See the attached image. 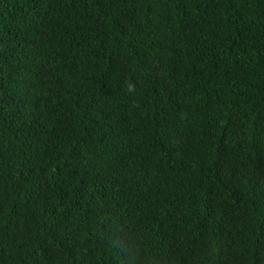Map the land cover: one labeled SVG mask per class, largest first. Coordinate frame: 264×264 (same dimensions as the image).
<instances>
[{"label": "trees", "instance_id": "1", "mask_svg": "<svg viewBox=\"0 0 264 264\" xmlns=\"http://www.w3.org/2000/svg\"><path fill=\"white\" fill-rule=\"evenodd\" d=\"M116 223L264 264V0H0V264H128Z\"/></svg>", "mask_w": 264, "mask_h": 264}, {"label": "clouds", "instance_id": "2", "mask_svg": "<svg viewBox=\"0 0 264 264\" xmlns=\"http://www.w3.org/2000/svg\"><path fill=\"white\" fill-rule=\"evenodd\" d=\"M115 231L117 235L111 242V247L119 249L121 247L120 236H126L128 242L127 256L128 264H137L142 261V264H158L155 257L150 253V245L145 243L144 239L137 232H129L123 224L116 223Z\"/></svg>", "mask_w": 264, "mask_h": 264}]
</instances>
